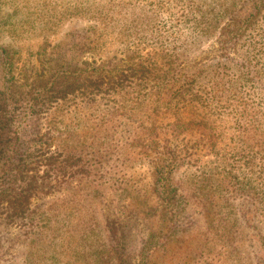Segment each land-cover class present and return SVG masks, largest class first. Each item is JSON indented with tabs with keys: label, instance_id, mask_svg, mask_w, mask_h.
I'll return each mask as SVG.
<instances>
[{
	"label": "rangeland",
	"instance_id": "1",
	"mask_svg": "<svg viewBox=\"0 0 264 264\" xmlns=\"http://www.w3.org/2000/svg\"><path fill=\"white\" fill-rule=\"evenodd\" d=\"M183 1L0 0V264H264V118L258 134L245 138L227 112L221 118L216 112L215 122L205 120L209 139L201 145L207 148L196 149L179 169L162 170L160 183L157 152L163 148L153 142L171 138L165 136L163 99L179 107L181 94L151 86L113 90L109 80L100 85L104 79L93 77L92 89L100 91L89 100L80 92L83 99L70 96L61 104L45 99L57 86L53 76H62L59 83L96 75L97 69L109 76L107 70L117 63L125 68L129 50L141 46L176 53L177 70L185 66L193 72L203 65L210 73L228 67L233 83L238 69L245 70V59L252 60L261 78L237 85L238 93L250 92L249 104L262 108L264 0H218L216 13L237 2V12L253 14L241 40L227 48L221 34L232 20L213 19L214 35L194 43L196 20L186 17ZM106 3L115 14L108 24L95 17ZM212 76L186 89L210 91ZM183 99L190 101V94ZM192 133L179 138L189 141L191 151L199 138ZM67 147L90 152L84 162L98 171L78 178L65 172L66 178L46 187L51 190L33 195L35 213L10 221L23 188L30 192L49 183L53 158ZM226 170L254 190L242 197L232 196L227 186L217 190L210 220L202 206L210 200L198 197L196 185L207 192L204 178ZM163 183L169 188L159 193ZM38 209H49L54 222L38 223Z\"/></svg>",
	"mask_w": 264,
	"mask_h": 264
},
{
	"label": "trees",
	"instance_id": "2",
	"mask_svg": "<svg viewBox=\"0 0 264 264\" xmlns=\"http://www.w3.org/2000/svg\"><path fill=\"white\" fill-rule=\"evenodd\" d=\"M114 2L115 0H108L107 3L113 4ZM217 2L218 0H184L181 2L182 7L187 12L186 17L193 16V19L196 20L193 26L195 31L199 33V37L197 36L194 43L197 41L207 40L209 37L214 35L217 23H213V19L216 20L219 17L229 18L233 22L232 25L224 27L222 30L221 35L223 37L222 41L224 46L226 47L227 44H236L238 40H241V36L246 31L245 26L250 22L253 14L242 11L237 12V9H235L237 2L232 3L234 6L233 9L226 8L222 13H216V11H213V8L216 6ZM107 3L104 5V9H101L95 14V17L100 19L101 23L104 24H108L109 17L113 18L115 15L113 14L114 11L110 12L109 8L106 7ZM159 4H161V2ZM158 9L160 10L159 5ZM123 10L125 9H120L119 13H121ZM187 46L190 50L191 47L189 45ZM263 48L264 46L261 49ZM129 52L132 53V56H130L125 62L126 67L122 68L117 63L115 68L107 70L109 76L107 74L101 73L103 69L101 72L99 69H97V74L93 75L90 73L91 76L89 77L70 76L64 78V81H61L60 83L59 79L62 76H53L52 83L56 84L57 86L53 90H48L49 93L45 99L49 100L50 103L55 102L61 104L60 99L67 100L70 96H73L74 98H77V96L81 97L78 93L80 92L86 97L87 100H89L91 95L95 94L94 89H92L94 87V83L90 80L93 77L100 80L104 79L101 80L100 85L107 83L105 79L109 80L108 85H110V89L113 90H123L124 88L129 87L133 88V90L141 91L142 89H147L151 86L152 90H168V92L181 94L180 98L175 101L179 107L173 105L172 99L168 97L163 99V101H166L168 104V115L165 122H168L169 124L165 127V136H171V138L170 140L165 138L163 142H161V140H156L153 142L157 144L158 149L163 148V151L160 150L157 152V154L161 152L160 157L156 155L160 164L156 166L155 179H158L160 183L165 182V180L162 179V170L172 172L174 169H179L183 164L190 163L193 156L196 155V149L200 150L202 148H207V144L205 142L203 145H201L205 139H209V136H206L205 134V120L212 119V122H215L216 112L218 113V118H221L224 114H226V112L232 117L231 119L234 121L236 126L239 127V136L250 138L255 136V134H258L257 126L260 127V120L264 118V88H261L260 93L262 108L257 107L255 104H249L252 102V94L250 92L245 91L246 93H242V96H239L240 94L238 93V86H240L242 83L246 81L256 83L259 82V79L261 78L260 71L255 66H253L252 60L245 59V70L240 68L238 69V79L234 81L237 84L233 83L232 80L227 79L229 74H227L228 71L226 68L228 67L225 69L215 68L212 72H210L213 74L209 80L211 81L210 91L205 92L204 90H201L199 92H195L194 94V92H191V88L186 89V87L189 85L193 86L195 83H199L200 78L210 75L207 68H204L203 65H200L199 68L196 67L195 71L190 72V70H188L185 66L182 67L183 64L180 63L182 68L177 70L176 67H173V64L176 63L175 60H179L181 58L176 56V53L165 54L164 52H158L148 48H141V46H138L137 48L135 47L134 49L129 50ZM159 53L163 54V56L159 57ZM72 73H76V71H72ZM81 81L83 82L80 83ZM99 91L100 90H98V93ZM189 94L190 101L183 99ZM156 95L157 92H154L152 97H155L152 99H155ZM81 98L83 99V97ZM239 98L242 100L240 101ZM139 102L140 101H138V103ZM187 113L195 115L196 118H189ZM192 127H196V133L191 132ZM187 131L193 135H199L196 144H193L192 151L188 140L179 139L180 136H182ZM261 137L264 141V136ZM168 152L169 154H167ZM84 154H90V152H85L82 148L80 150H76L72 147H67L58 153L56 157L53 158V176L51 177L50 181H48L49 183L45 184L43 188L36 186V188L34 187L30 190V192L28 188H23V192L25 193L21 194L22 192H20L19 194L22 195V201L16 202L15 207L10 209V211H13V213L12 215H9L8 213L7 217L9 220L12 221V219H23L25 217L27 219L33 212L35 213V211H32L31 213V198L33 195L51 190L49 188L47 189L46 187H48L51 183H55V181H58L61 178H66L65 172L70 173V175L78 178L83 177L85 174H90L92 171H98L97 169H93L94 167L91 163H89V161L84 162ZM60 157H62V159H60ZM238 161V159H234V162L237 163ZM40 163V165H43L42 161ZM236 163L234 164L236 165ZM228 164H230L229 160L227 162V165ZM226 171L227 172H225V174H223L222 171H218L215 173V175H207L204 178L205 183L201 186L209 188L207 192H204L202 187H198V185H196V193L198 194V197L210 200L211 205L202 204V202L198 203L200 205L202 204L206 214L205 216L210 220L214 219L213 217L215 214V209L213 210L211 206L213 207L215 204L214 197L216 196L217 190L226 188V186L230 187L231 194L234 197L239 195L242 197L243 193H247V191L248 194H251V191L253 192L254 190L249 187L247 181L244 183L242 181H234V177L237 180H240V177L235 174L233 176L230 170ZM214 181H216V184ZM167 186L169 188L167 183H163L161 187L159 185L156 189L160 193L165 191ZM253 198H255V196ZM37 213L40 214L38 223L44 220L50 221L51 223L55 220V218H52L53 216L49 214V209H38ZM57 213L58 212H56V214ZM56 214H54V216H56ZM34 219H32V221ZM153 264H159V262L154 261Z\"/></svg>",
	"mask_w": 264,
	"mask_h": 264
}]
</instances>
